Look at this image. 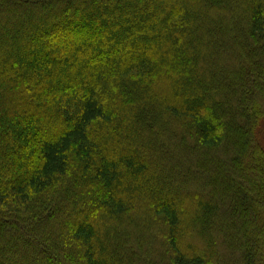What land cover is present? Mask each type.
Instances as JSON below:
<instances>
[{
	"label": "trees",
	"instance_id": "16d2710c",
	"mask_svg": "<svg viewBox=\"0 0 264 264\" xmlns=\"http://www.w3.org/2000/svg\"><path fill=\"white\" fill-rule=\"evenodd\" d=\"M0 264H264V0H0Z\"/></svg>",
	"mask_w": 264,
	"mask_h": 264
}]
</instances>
